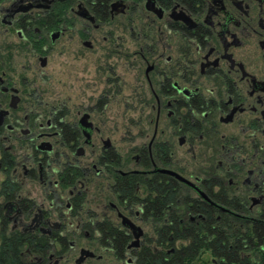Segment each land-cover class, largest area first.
I'll return each instance as SVG.
<instances>
[{
    "label": "flooded vegetation",
    "instance_id": "flooded-vegetation-1",
    "mask_svg": "<svg viewBox=\"0 0 264 264\" xmlns=\"http://www.w3.org/2000/svg\"><path fill=\"white\" fill-rule=\"evenodd\" d=\"M182 190L226 254H264V0H0V229L30 264H147Z\"/></svg>",
    "mask_w": 264,
    "mask_h": 264
},
{
    "label": "trees",
    "instance_id": "trees-1",
    "mask_svg": "<svg viewBox=\"0 0 264 264\" xmlns=\"http://www.w3.org/2000/svg\"><path fill=\"white\" fill-rule=\"evenodd\" d=\"M98 1L105 5L110 0ZM182 199L187 201L181 206L180 217L176 215L175 206H168L165 200V216H167L165 223L159 222L162 208L159 207L157 201L155 207H151L155 213L153 226L160 233V237L153 240L149 239L148 246L150 249L147 254H143L142 250L137 253L139 262L147 264H208L209 260L205 255L213 249L216 258L222 260L228 255L232 263L239 264L241 261L238 253L229 252L226 254V246L222 237V222H211L208 219L211 211L203 204L195 202L189 206L190 197L183 190ZM189 208V212L201 213L206 216V219L189 221L186 215ZM211 231L214 232V237L209 236ZM105 240L115 243L119 248L125 246V238ZM262 241L264 242V238ZM152 246L163 247L166 251L153 252ZM31 247L33 245L29 238L15 235L14 232L7 233L4 227L0 229V264H30V261L25 258V252L27 248L31 249ZM169 248L174 249L172 252H168L167 249L169 250ZM258 260L263 263L264 254L251 255L244 259L245 264H253Z\"/></svg>",
    "mask_w": 264,
    "mask_h": 264
},
{
    "label": "rangeland",
    "instance_id": "rangeland-1",
    "mask_svg": "<svg viewBox=\"0 0 264 264\" xmlns=\"http://www.w3.org/2000/svg\"><path fill=\"white\" fill-rule=\"evenodd\" d=\"M118 23V24H117ZM120 20L118 21H115L114 22V27L116 28V26L119 28V25H120ZM122 34V33H120ZM56 70H58V68H56ZM55 78H60L61 80L63 79V74L60 73V72H57L55 74ZM54 78V79H55ZM57 80V79H55ZM58 82V83H57ZM55 87L57 89H60L61 88V82L60 81H55ZM113 112H116L117 113V126H118V132H117V140H118V147L119 148H127L128 147V143L126 142V130H127V116L130 114V112H127L126 110H121V109H118L117 111H113ZM135 114L137 112H134ZM133 118H137V114L134 115ZM134 133L137 134V128L134 127ZM137 143H141V138L139 137H136V139L134 140V144H137ZM147 229V227H145ZM145 229V230H146ZM206 258H208L207 254L205 255Z\"/></svg>",
    "mask_w": 264,
    "mask_h": 264
},
{
    "label": "water",
    "instance_id": "water-1",
    "mask_svg": "<svg viewBox=\"0 0 264 264\" xmlns=\"http://www.w3.org/2000/svg\"><path fill=\"white\" fill-rule=\"evenodd\" d=\"M120 3H121V1H116V2L112 3L111 6L114 7V6H116V5H121V7H123V5L120 4ZM117 11H118V12H119V11H122V9L117 10ZM162 171L167 172V171H165V170H162ZM176 177H177L180 181H182L183 183H185V184H187V185H189V186H192V187L197 191V193H198V195H199L200 197H202L203 199L209 201V199L207 198V196L205 195V193H204L201 189L197 188V187H196L193 183H191L189 180H187V179H185V178H183V177H181V176H179V175H176ZM123 223H125L126 225H128L129 227H131V229L135 232V238H136V239H137V238L139 237V235L142 233L141 228L138 227V226H136V225H134L132 222H130V221H124V220H123Z\"/></svg>",
    "mask_w": 264,
    "mask_h": 264
}]
</instances>
